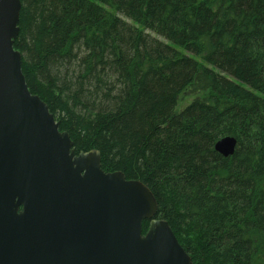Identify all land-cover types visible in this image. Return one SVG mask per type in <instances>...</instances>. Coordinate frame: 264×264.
Segmentation results:
<instances>
[{"label":"trees","instance_id":"16d2710c","mask_svg":"<svg viewBox=\"0 0 264 264\" xmlns=\"http://www.w3.org/2000/svg\"><path fill=\"white\" fill-rule=\"evenodd\" d=\"M21 3L23 74L77 155L146 184L193 264H264V0Z\"/></svg>","mask_w":264,"mask_h":264},{"label":"water","instance_id":"95a60500","mask_svg":"<svg viewBox=\"0 0 264 264\" xmlns=\"http://www.w3.org/2000/svg\"><path fill=\"white\" fill-rule=\"evenodd\" d=\"M21 0H0V264H193L151 189L77 155L14 47ZM237 140L220 139L228 158ZM148 222L143 234V223Z\"/></svg>","mask_w":264,"mask_h":264},{"label":"rangeland","instance_id":"374dc122","mask_svg":"<svg viewBox=\"0 0 264 264\" xmlns=\"http://www.w3.org/2000/svg\"><path fill=\"white\" fill-rule=\"evenodd\" d=\"M155 35V34H154ZM155 38L157 39H160V37L158 36H155ZM194 57V56H193ZM196 58L199 62H203L201 58H198V57H194ZM206 65V64H205ZM211 69H213V67L209 66ZM215 69V68H214ZM217 72H219L217 69H215ZM183 98H184V102L183 101H180L178 106H177V111L178 112H181L184 110V108L190 103L189 101L191 100L190 97H188L187 93L183 95ZM189 102V103H188Z\"/></svg>","mask_w":264,"mask_h":264}]
</instances>
